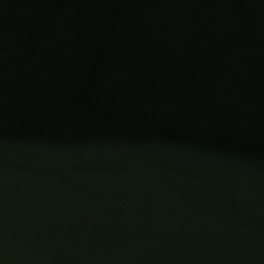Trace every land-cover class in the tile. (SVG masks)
Here are the masks:
<instances>
[{
    "label": "water",
    "instance_id": "1",
    "mask_svg": "<svg viewBox=\"0 0 264 264\" xmlns=\"http://www.w3.org/2000/svg\"><path fill=\"white\" fill-rule=\"evenodd\" d=\"M0 264H264V0H0Z\"/></svg>",
    "mask_w": 264,
    "mask_h": 264
}]
</instances>
